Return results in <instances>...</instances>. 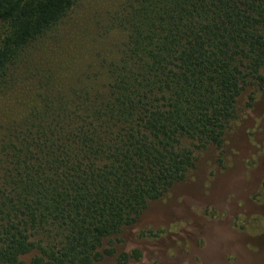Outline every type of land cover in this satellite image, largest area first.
<instances>
[{"label":"trees","instance_id":"obj_1","mask_svg":"<svg viewBox=\"0 0 264 264\" xmlns=\"http://www.w3.org/2000/svg\"><path fill=\"white\" fill-rule=\"evenodd\" d=\"M79 1L0 0V264L140 260L125 230L264 92V0H128L104 50L32 62Z\"/></svg>","mask_w":264,"mask_h":264},{"label":"rangeland","instance_id":"obj_2","mask_svg":"<svg viewBox=\"0 0 264 264\" xmlns=\"http://www.w3.org/2000/svg\"><path fill=\"white\" fill-rule=\"evenodd\" d=\"M126 1L80 0L58 29L30 49L32 62L54 59L62 54L59 46L74 48L82 61L87 52L104 50L99 33ZM110 36L109 44L123 40L118 31ZM247 102L243 98L222 149L210 146L197 154L188 177L125 230L118 254L139 250L141 259L131 258V264H264V92L252 106Z\"/></svg>","mask_w":264,"mask_h":264}]
</instances>
